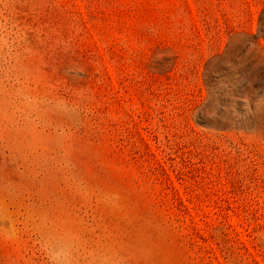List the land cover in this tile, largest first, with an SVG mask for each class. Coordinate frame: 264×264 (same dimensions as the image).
I'll return each mask as SVG.
<instances>
[{"label": "rangeland", "instance_id": "1", "mask_svg": "<svg viewBox=\"0 0 264 264\" xmlns=\"http://www.w3.org/2000/svg\"><path fill=\"white\" fill-rule=\"evenodd\" d=\"M0 264H264V0H0ZM11 41V48L7 41ZM36 93L74 106L20 130Z\"/></svg>", "mask_w": 264, "mask_h": 264}, {"label": "clouds", "instance_id": "2", "mask_svg": "<svg viewBox=\"0 0 264 264\" xmlns=\"http://www.w3.org/2000/svg\"><path fill=\"white\" fill-rule=\"evenodd\" d=\"M5 45V37L0 35V46ZM7 47L11 48L10 40L7 41ZM19 69L23 77L17 93L21 106L16 110L20 130L35 132L46 127L51 117L73 112L74 106L63 98L36 93L27 69L23 66H19ZM38 245L46 264H81L85 258L84 241L80 236L74 231H57L53 221L43 225Z\"/></svg>", "mask_w": 264, "mask_h": 264}]
</instances>
